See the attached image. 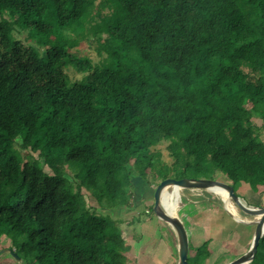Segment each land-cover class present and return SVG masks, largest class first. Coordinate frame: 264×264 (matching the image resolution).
<instances>
[{"label": "trees", "instance_id": "1", "mask_svg": "<svg viewBox=\"0 0 264 264\" xmlns=\"http://www.w3.org/2000/svg\"><path fill=\"white\" fill-rule=\"evenodd\" d=\"M136 172L262 191L264 0H0V239L22 264H132L124 220L97 208L132 207Z\"/></svg>", "mask_w": 264, "mask_h": 264}, {"label": "rangeland", "instance_id": "2", "mask_svg": "<svg viewBox=\"0 0 264 264\" xmlns=\"http://www.w3.org/2000/svg\"><path fill=\"white\" fill-rule=\"evenodd\" d=\"M27 36L28 33L26 31H23L21 33H18V37L23 38L26 42H28L27 40ZM102 42L104 43V39L102 40ZM81 48V52L83 55H86L88 57H90L95 63L100 62L101 60V56L99 55V49L97 48L96 43L92 40H90V42H83L80 46ZM70 77L72 80H79L83 77V74L79 73L78 71H76L75 69H73L72 67H69L67 69ZM258 124H261L262 121H256ZM167 144L168 142H164L162 144L159 145V149L161 150V152L163 153L164 159L166 161L171 162V157L169 154V151L167 150ZM35 156L38 157L39 155L37 153H35ZM43 161V159H42ZM61 166L63 167L64 171L68 174V176L72 177V174L70 172V168L67 165V163L62 162ZM45 169L47 171H50L49 168L47 166H45ZM136 178H135V208H126V209H119L116 211H104L102 212V210L100 208H97V212L100 216H106L108 213L111 216V219L119 221L120 217L121 219H125L126 221L121 223V222H117V227L123 229V231L126 233L127 237L130 239V241L132 242V244L134 245V248H132V264H140L141 260L143 261L144 259L147 258L148 255L152 256L153 253L155 252V245L153 244V240L150 242H146V244L143 243H136L138 242V240L136 241L134 239V237H136V239L139 237V234L144 231L150 230V214L148 213V211L146 212V210H148V207L152 206L154 204V200H153V191L154 189H156V187L158 186V184L161 182L159 181V179H154L153 177L150 176V174L148 173V175L145 176V180L149 181L151 180V183L153 184L151 187L148 186V183H146L145 181L142 182L140 181L138 177V173L136 172ZM216 179L224 181V182H229V180L227 179V177L225 176V174H223L222 172H219L216 175ZM262 191H254L252 189H250L247 185H243L241 184L238 189H237V194H239L240 196L244 197L246 200H244L248 205L252 204V206H264V187L261 188ZM169 192L173 191V187H169L168 188ZM205 190H198V189H181L180 193L181 196L182 195H188L189 193H194L195 195L201 196L203 195L204 197H206L208 199L212 198L217 200L219 206H225V202L222 200V196H220L219 194L212 192V191H207V192H203ZM87 195V201H89V203H95V200H91V196L89 195L88 192H86ZM209 194L210 196H205V194ZM190 195V194H189ZM225 199V194H223ZM183 199L181 201V197H180V206L178 208V215L180 214L179 210L180 207L182 206V202H183V208L184 210L190 208V206L196 202V196L190 197V196H182ZM193 199V200H192ZM218 199H221V201H219ZM230 201V198H229ZM249 202V203H248ZM203 206V205H202ZM233 207L235 210V213L237 216H239L241 219L247 221V222H251L255 220V217L247 215L245 213H243L236 205L235 203H233ZM225 208V207H224ZM233 212V211H232ZM136 216V217H135ZM182 218V215H179ZM135 217V218H133ZM222 217V216H221ZM225 218L228 219L227 225L225 227V230L223 231V234L229 235V237L227 239H222V246L226 248V252H225V257H221L222 255V248L220 246H217L215 248L214 251V256L211 260V263L216 262V264H227L230 261H232L233 259L238 258L239 256H241L242 254H244L248 249V247L250 245H248L249 243V237L251 235H254V231H255V225L251 224V228L248 225H239L237 223V221H231L229 219V217L224 216ZM134 221L135 222L133 224H131L130 221ZM154 219L155 220H160L157 215L154 213ZM184 221L187 224V228L189 229V222L188 220L185 218ZM164 224L166 222H163ZM167 226V223L165 224ZM171 227V226H170ZM251 230V232H250ZM251 233V234H250ZM232 239V242H225L226 240H230ZM11 246V241L9 238L7 237H3L0 239V251L1 250H5L7 248H9ZM225 248H223V250L225 251ZM247 249V250H246ZM162 252V251H161ZM165 252V251H164ZM166 253V252H165ZM140 255V256H139ZM161 255H165L160 254L159 259L156 263L154 262H150L151 260H146L145 262H143L142 264H160L161 261H164L166 259H164V257H161ZM138 256V257H137ZM141 260H140V258ZM223 258V259H222ZM0 264H22V262H18L16 261V259H14V257L8 253H0Z\"/></svg>", "mask_w": 264, "mask_h": 264}, {"label": "crops", "instance_id": "3", "mask_svg": "<svg viewBox=\"0 0 264 264\" xmlns=\"http://www.w3.org/2000/svg\"><path fill=\"white\" fill-rule=\"evenodd\" d=\"M140 181L148 183L149 181H146L144 177L138 176ZM153 184L150 182L148 183V186L151 187ZM204 192V191H203ZM190 194V195H189ZM188 195H182V196H196V202H194L190 208L187 210L183 208V202L182 206L180 207V214L182 215V219L186 218L189 222V240L191 245H199L207 238H211L213 240L214 244H218L223 238L227 239L229 235L223 234V231L225 230V227L227 225L228 219L224 216L229 217L231 221H236L228 212L225 214L222 211H220V206L217 202V200L210 198L206 200L207 198L203 195L198 196L194 193H189ZM181 196V201L183 197ZM242 199L246 200L244 197L241 196ZM193 200V199H192ZM136 202V199L134 197V203ZM249 203V202H248ZM203 205V206H202ZM252 205V204H250ZM135 204L130 207L135 208ZM126 209V208H123ZM225 209V208H224ZM226 210V209H225ZM228 214V215H227ZM222 216V217H221ZM120 219V217H118ZM123 219V218H122ZM124 222L126 221L123 219ZM133 221V220H132ZM131 224H133V222ZM127 222V221H126ZM185 222V221H184ZM238 222V221H237ZM128 223V222H127ZM168 224V223H167ZM186 225V222H185ZM250 226L251 224H246ZM187 227V226H186ZM251 232V230H250ZM126 234V233H125ZM251 234V233H250ZM253 236L249 237V243L248 245H251ZM155 245V252L152 256L148 255L146 259L143 261L141 260L140 264L145 262L146 260H151L150 262L156 263L160 257H164V261H161L160 264H178L179 262V254H178V239L176 236L175 231L172 227H167L164 225L162 220L160 219L155 220L150 217V230L144 231L143 233H140V240L136 243H143L146 244L148 241H152ZM134 248V245H133ZM247 250V249H246ZM162 251V252H161ZM166 253H165V252ZM132 252V250H131ZM131 254V253H130ZM140 256V255H139ZM138 257V256H137ZM135 264V263H133Z\"/></svg>", "mask_w": 264, "mask_h": 264}, {"label": "water", "instance_id": "4", "mask_svg": "<svg viewBox=\"0 0 264 264\" xmlns=\"http://www.w3.org/2000/svg\"><path fill=\"white\" fill-rule=\"evenodd\" d=\"M176 187L178 191L181 189H198L205 191L214 192L213 188L217 187L221 190H225L228 192V195L233 203L245 214L255 217L254 221L247 222L243 219H238L235 217L234 213L231 209L228 208L225 199L222 200L225 202L226 211L238 222L245 224H254L255 232L253 236V240L250 248L241 256L236 259H233L227 264H249L251 263L258 252V247L260 245V241L264 236V206H252L248 205L236 192L234 186L229 182H224L218 179H208V178H182L176 179L169 177L167 179L162 180L156 189L153 191V210L157 217L162 221L170 224L173 230L176 233L178 239V254H179V262L178 264H190L189 263V254H190V240L188 229L185 225L183 219L178 215L174 216L171 214L163 205L162 202V194L164 190L169 187ZM258 218V219H256ZM10 253L16 261H22V258L18 255L14 248H7L5 250H1L0 253Z\"/></svg>", "mask_w": 264, "mask_h": 264}, {"label": "bare ground", "instance_id": "5", "mask_svg": "<svg viewBox=\"0 0 264 264\" xmlns=\"http://www.w3.org/2000/svg\"><path fill=\"white\" fill-rule=\"evenodd\" d=\"M213 190L215 193L219 194L223 198H224L223 194H225L226 196L225 201H226L228 208L231 209V211H233L236 218L241 219L239 216L236 215L234 207H233V202L231 201V199L229 201L230 197L228 195V192L225 190H221L220 188H217V187L213 188ZM180 197H181V193L180 191L177 190L175 186L173 187L172 192H169L167 188L166 190H164L162 194V202H163L164 207L174 216H178V208L180 206Z\"/></svg>", "mask_w": 264, "mask_h": 264}]
</instances>
